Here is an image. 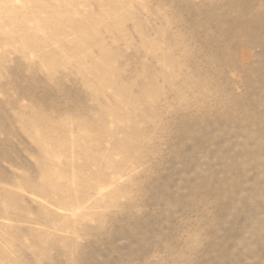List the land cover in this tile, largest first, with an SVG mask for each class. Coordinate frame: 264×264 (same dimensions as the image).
Returning a JSON list of instances; mask_svg holds the SVG:
<instances>
[{
  "label": "rangeland",
  "instance_id": "374dc122",
  "mask_svg": "<svg viewBox=\"0 0 264 264\" xmlns=\"http://www.w3.org/2000/svg\"><path fill=\"white\" fill-rule=\"evenodd\" d=\"M0 264H264V0H0Z\"/></svg>",
  "mask_w": 264,
  "mask_h": 264
}]
</instances>
